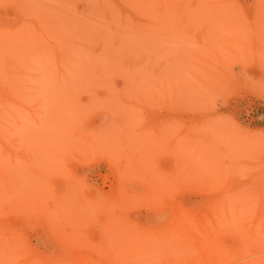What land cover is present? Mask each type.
I'll return each instance as SVG.
<instances>
[{"label":"rangeland","instance_id":"374dc122","mask_svg":"<svg viewBox=\"0 0 264 264\" xmlns=\"http://www.w3.org/2000/svg\"><path fill=\"white\" fill-rule=\"evenodd\" d=\"M0 111V264L264 260V0H0Z\"/></svg>","mask_w":264,"mask_h":264},{"label":"bare ground","instance_id":"6f19581e","mask_svg":"<svg viewBox=\"0 0 264 264\" xmlns=\"http://www.w3.org/2000/svg\"><path fill=\"white\" fill-rule=\"evenodd\" d=\"M224 5H225V4H224ZM260 9H261V8H260ZM227 12H228V11H226V14H227ZM220 14H221V13H220ZM220 14L218 13V15H220ZM228 14H229V13H228ZM228 14H227V15H228ZM229 15H230V14H229ZM46 35H47V32H46ZM59 57H60V56H59ZM64 57H65V56H64ZM62 58H63V57H62ZM60 61H61V60H60ZM97 70H98V68H97ZM72 74H73V73H72ZM64 76H65V75H64ZM62 78H63V76H62ZM65 78H66V77H65ZM69 81H70V80H68L67 82H69ZM201 84H202V83H201ZM65 87H66V86H65ZM68 87H69V86H68ZM70 89H71V88H70ZM7 99H8L7 101H9V103H11L12 105L18 106L19 108L28 109V108H27V105L24 104L25 102H23V100H22V101H19V100L13 98V96H9V97H7ZM1 110H2V109H1ZM4 111H5V110H4ZM0 112H1V111H0ZM2 112H3V111H2ZM2 112H1V113H2ZM1 115H3V114H1ZM0 117H1V116H0ZM1 118H2V117H1ZM63 121H64V120H63ZM5 129H6V128H5ZM0 130H1V129H0ZM2 133H3V131H2ZM4 135H5V134L3 133V138H4V139H3V138L1 137V134H0V146L3 148L2 150L4 151V153H6V154L2 153V157H3V154H4V155H9V156L11 157V153L13 154V151H12V150H9V146H8L5 142L3 143V141H5V136H4ZM6 138H8V137H6ZM2 139H3V141H2ZM8 140H9V139H8ZM66 140H67V139H66ZM191 142H192V141H191ZM50 145H51V144H50ZM1 147H0V148H1ZM52 147H53V146H52ZM193 147H194V146H193ZM53 148H54V147H53ZM193 149H194V148H193ZM2 150H1L0 152H2ZM53 152H56V153L58 154L57 151H54V150H53ZM49 154H50V153H49ZM15 155H16V154H15ZM0 156H1V153H0ZM49 156H50V155H49ZM5 157H8V156H5ZM5 157H3V158H5ZM15 157H16V156H15ZM51 157H52V156H51ZM16 158H17V157H16ZM59 158H60V157H59ZM13 159H14V158H13ZM137 160H138V159H137ZM10 162H12V161H10ZM143 162H145V161H143ZM15 163H16V162H15ZM50 165H51V163L49 164V166H50ZM1 167H2V166H1ZM0 169H1V168H0ZM5 170H6V169H5ZM10 170H11V169H10ZM0 171H1V173H3V172H2L3 169L0 170ZM5 172H6V171H5ZM6 173H7V172H6ZM6 173H5V174H6ZM9 173H10V172H9ZM11 174H12V173H11ZM2 175H3V174H2ZM0 177H1V175H0ZM2 177H3V176H2ZM2 177H1V178H2ZM6 177H7V176H6ZM4 178H5V177H4ZM4 178H3V179H4ZM10 178H12V177H10ZM5 179H6V178H5ZM5 179H4V180H5ZM0 181H3V180H0ZM5 181H6V180H5ZM9 183H10V182H9ZM4 184H5V182H4ZM7 184H8V182H7ZM7 184H6V185H7ZM152 184H153V182H152ZM9 185H11V184H8V186H9ZM154 185H155V184H154ZM2 186H3V185H2ZM4 187H5V186H4ZM69 187H70V186H69ZM1 188H2V187H1ZM9 188H10V187H9ZM11 188H12V187H11ZM75 188H76V187H75ZM149 188H151V186H149ZM155 188H156V187H155ZM160 188H162V187H160ZM13 189H14V188H13ZM147 190H148V189H147ZM74 191H75V190H74ZM151 191H155V190H151ZM128 192H129V191H128ZM144 192H145V194H146V191H144ZM160 192H161V191H160ZM162 192H163V191H162ZM120 193H122V192H120ZM120 193H118V194H120ZM123 193H125V192L123 191ZM116 194H117V193H116ZM116 194H115V195H116ZM128 194H129V195H130V194L134 195L135 193H128ZM161 194H162V193H161ZM254 194H255V193H254ZM135 195H136V194H135ZM162 195H163V194H162ZM262 195H263V194H262ZM118 196H122V195H118ZM146 196H147V195H146ZM148 196H149V195H148ZM152 196H153V195H152ZM246 196H247V195H246ZM249 196H250V195H249ZM4 197H5V196H4ZM116 197H117V195H116ZM124 197H125V196H124ZM139 197H140V196H139ZM247 197H248V196H247ZM260 197H262V196H260ZM121 198H122V197H120V199H121ZM145 198H146V197H145ZM149 198H151V197L149 196ZM263 198H264V197H263ZM2 199H3V198H2ZM4 199H5V198H4ZM12 199H13V198H12ZM14 199H15V198H14ZM115 199H116V198H115ZM120 199H119V201H120ZM122 199H123V198H122ZM122 199H121V200H122ZM142 199H143V198H142ZM153 199H154V198H153ZM242 199H243V198H242ZM248 199L250 200V198H247V201H248ZM17 200H18V199H17ZM263 200H264V199H263ZM7 201H9V200H7ZM19 201L21 202V200H19ZM19 201H17V202H19ZM241 201H242V200H241ZM241 201H240L239 203H236L235 205H236V206L238 205V207H239V204L241 203ZM247 201H246V202H247ZM261 201H262V200H261ZM0 202L2 203V201H0ZM5 202H6V201H5ZM122 202H123V201H122ZM236 202H237V201H236ZM246 202H245V203L243 202V204L241 203L242 206H243L244 204H245V205H244L243 207H241V205H240L241 208H240V207H239V208H240V210L242 211V213H240L241 211H239L238 214H243V213H244L243 210L246 211V210L248 209V210H247L248 212L246 211V212H247V213H246V216H243V217H246V218H247V214L250 213L249 210L252 211V209H251V207H250L249 205L246 206ZM263 202H264V201H263ZM3 203H4V202H3ZM228 203H229V202H228ZM250 203H251V201H250ZM10 204H11V203H10ZM10 204H9V206H10ZM247 204H248V203H247ZM256 204H257V203H256ZM262 204H263V203H261V205H262ZM118 205H119V204H118ZM235 205H234V206H235ZM16 206H17V205H16ZM18 206H19V204H18ZM120 206H121V205H120ZM223 206H224V205H223ZM236 206H235V207H236ZM1 207H2V206H1ZM1 207H0V208H1ZM7 207H8V206H7ZM23 207H24V206H23ZM123 207H124V205H123ZM232 207H233V206H232ZM245 207H249V208H245ZM261 207H262V206H261ZM8 208H9V207H8ZM175 208H176V207H175ZM216 208H217V207H216ZM236 208H237V207H236ZM239 208H238V210H239ZM242 208H243V209H242ZM244 208H245V209H244ZM262 208H263V207H262ZM212 209H213V207H212ZM223 209H224V208H223ZM227 209H228V208H227ZM263 209H264V208H263ZM263 209H261V210L263 211ZM23 210H24V208H23ZM254 211H255V209H254ZM259 211H260V210H259ZM183 212H184V211H183ZM212 212H213V210H212ZM214 212H215V211H214ZM220 212H221V211H220ZM224 212H226V211H224ZM263 212H264V211H263ZM181 213H182V212H180V214H181ZM185 213H186V212H185ZM251 213H252V212H251ZM262 214H263V213H262ZM110 215H111V214H110ZM117 215H118V214H117ZM170 215H171V214H170ZM182 215H183V216H182ZM182 215H178V216L176 215L178 218L175 220L176 222L173 221V222L176 224L177 227L173 226V228H176V229H175L176 234H174L175 236H172V237H176V238H177V237H178V236H177V235H178L177 232H178L179 234H180V233H184V236H185V235L188 236V234H189L188 231L192 230V229H190V227H188L190 230L187 228L188 231H186V227H187L188 224L186 225V227H185V224H186V222H187V220H188V217H187L186 214H185L186 216H185L184 214H182ZM190 215H191V214H190ZM202 215H203V214H202ZM214 215H215V214H214ZM218 215H219V214H218ZM258 215H259V214H258ZM258 215H257V216H258ZM19 216H20V215H19ZM29 216H30V215H27V218H28ZM172 216H173V215H172ZM172 216H171V218H172ZM193 216H194V214H193ZM216 216H217V215H216ZM238 216H239V215H238ZM24 217H26V215H25ZM30 217H32V216H30ZM105 217H107V215H106ZM111 217H112V216H111ZM116 217H117V216H116ZM119 217H120V216H119ZM169 217H170V216H169ZM200 217H201V216H200ZM240 217H241V216H239V218H240ZM248 217H249V216H248ZM261 217H263V218H261ZM261 217L259 218V221L262 219L261 221H263L262 223H264V214L261 215ZM18 218H19V217H18ZM20 218H21V217H20ZM20 218H19V219H20ZM27 218H26V219H27ZM50 218H51V217H50ZM98 218H99V217H98ZM109 218H110V217H109ZM114 218H115V217H114ZM171 218H170V219H171ZM202 218H203V217H202ZM216 218H217V217H216ZM231 218H232V217H231ZM256 218H257V217H256ZM102 219H103V218H102ZM111 219H113V218H111ZM116 219H118V218H116ZM120 219H123V218H120ZM178 219H179V222L177 221ZM196 219H197V218H196ZM196 219H195V220H196ZM214 219H215V218H214ZM227 219L229 220V217H228ZM244 219H245V218H244ZM244 219H243V220H244ZM47 220H48V218H47ZM49 220H50V219H49ZM53 220H54V219H53ZM103 220H104V219H103ZM113 220H114V219H113ZM172 220H174V218H172ZM191 220H192L193 227H194V228L197 227V226H195V220L193 221V219H190V221H191ZM203 220H204V219H203ZM237 220H238V219H237ZM245 220H247V219H245ZM245 220H244V221H245ZM250 220H251V219H250ZM250 220H249V222L246 221V222L249 223V225H250V223H252V222H250ZM54 221H55V220H54ZM85 221H86V219H85ZM115 221H116V220H115ZM115 221H112V222H115ZM164 221H165V220H164ZM196 221H197V222L200 221V222H198V223H201V224H202V223H205V221H204V222H201V219H200V220H196ZM226 221H227V220H226ZM257 221H258V220H257ZM261 221L259 222V224H255V226H253V227H255V229H257V228L259 227ZM28 222H29V221H28ZM43 222H44V221H43ZM47 222H48V221H47ZM49 222H50V221H49ZM109 222H110V221H109ZM127 222H128V221H127ZM173 222H172V223H173ZM193 222H194V223H193ZM227 222H228V221H227ZM254 222H256V221H254ZM54 223H55V222H54ZM84 223H85V222H84ZM99 223H101V222H99ZM118 223H119V222H118ZM162 223H164V222H162ZM174 223H173V224H174ZM262 223H261V224H262ZM21 224H22V223H21ZM61 224H62V223H61ZM69 224H70V223H69ZM116 224H117V223H116ZM125 224H126V222H125ZM125 224H124V225H125ZM166 224H167V223H166ZM170 224H171V223H170ZM175 224H174V225H175ZM196 224H197V223H196ZM201 224H200V225H201ZM205 224H206V223H205ZM220 224H221V223H220ZM243 224H245V223H243ZM243 224H242V225H243ZM252 224H254V223H252ZM47 225H49V224L47 223ZM65 225H66V224H65ZM95 225H96V224H95ZM113 225H114V223H113ZM126 225H129V224L127 223ZM131 225H134V224L132 223V224H130V226H131ZM160 225H161V224H160ZM206 225H207V224H206ZM206 225H205V226H206ZM218 225H219V224H218ZM221 225H222V224H221ZM228 225H229V223H228ZM247 225H248V224H247ZM249 225H248V226H249ZM256 225H257V226H256ZM61 226H62V225H61ZM78 226H79V225H78ZM102 226H103V225H102ZM130 226H129V227H130ZM134 226H135V225H134ZM162 226H164V225H162ZM188 226H189V225H188ZM203 226H204V224H203ZM205 226H204V227H205ZM224 226H225V225H224ZM238 226H239V225H238ZM240 226H241V225H240ZM17 227H18V226H17ZM59 227H60V226H59ZM59 227H54V228H59ZM72 227H73V226H72ZM99 227H100V225H99ZM105 227L107 228V225H105ZM113 227H114V226H113ZM214 227H215V225H213V228H214ZM217 227H218V226H216V228H214V231H215V229H217ZM246 227H247V226H246ZM249 227H252V225H250ZM256 227H257V228H256ZM66 228H67V227H66ZM68 228H69V226H68ZM74 228H75V227H74ZM80 228H81V227H80ZM100 228H101V227H100ZM109 228H111V227H109ZM126 228H127V227H126ZM131 228H132V229H131ZM131 228H129V229H131V231H132V230H133V227L131 226ZM162 228H163V227H162ZM170 228H171V227L169 226V230H170V231L174 230V229H172V228H171V229H172V230H171ZM201 228H203L202 225H201ZM229 228H230V227H229ZM236 228H238V227H236ZM241 228H242V227H241ZM62 229H63V227H62ZM62 229H58V230H62ZM94 229H95V228H94ZM111 229H112V228H111ZM124 229H125V228H124ZM129 229H128V230H129ZM159 229H160V228H159ZM159 229H158V231H159ZM164 229H165V228H164ZM166 229H167V228H166ZM197 229H198L199 231L196 230V228H195V232H196L197 234H198V232H199V235H200V233H201L202 230L199 229L198 227H197ZM204 229H205V228H204ZM206 229H207V228H206ZM219 229H220V227H218V230H216V231H219V232L215 233L216 235L220 233L221 230H219ZM221 229H223V228H221ZM246 229H247V228H246ZM252 229H253V233H255V232H254L255 229H254V228H250L251 231H252ZM125 230H126V229H125ZM125 230H124V231H125ZM160 230H161V229H160ZM200 230H201V231H200ZM17 231H18V230H17ZM17 231H16V232H17ZM54 231H55V230H54ZM54 231H53V232H54ZM65 231H66V230H65ZM77 231H78V229H77ZM113 231H114V230H112V232H113ZM124 231H123V232H124ZM131 231H129V232L132 233ZM163 231H165V230H163ZM170 231H169V232H170ZM197 231H198V232H197ZM227 231H228V230H227ZM232 231H233V230H232ZM12 232H13V231H12ZM53 232H52V233H53ZM67 232H68V231H67ZM67 232H66V233H67ZM71 232L73 233L72 230H71ZM159 232H160V231H159ZM192 232H193V231H192ZM223 232H226V231H223ZM237 232H238V230H237ZM13 233H14V232H13ZM17 233H18L17 235H19V232H17ZM68 233L70 234V232H68ZM99 233H100V232H99ZM127 233H128V232H126V234H127ZM135 233H136V230L134 229V234H133V235H135ZM149 233H150V232H149V229H148V235H149ZM163 233H164V234H163ZM166 233H167V231H166ZM170 233H171V232H170ZM173 233H174V231L171 233V235H172ZM196 233H194L195 237L193 236V237H194L193 239L196 238V235H197ZM207 233H208V232H207ZM207 233H206V234H207ZM229 233H230V231H229ZM231 233H232V232H231ZM231 233H230V234H231ZM251 233H252V232H251ZM263 233H264V231L262 232V234H263ZM21 234H22V232H21ZM75 234H76V233H75ZM79 234H81V233H79ZM101 234H102V233H101ZM103 234H104V233H103ZM103 234H102V235H103ZM106 234H107V232H106ZM106 234H105V235H106ZM139 234H140V233H139ZM139 234H136V236H137V235L139 236ZM156 234H157V233H156ZM160 234H161V233H160ZM160 234H158V235H160ZM162 234H163V235H161L162 237H163V236H166L165 232H162ZM215 234H213V235L215 236ZM227 234H228V233H227ZM237 234L239 235V233H237ZM17 235L15 236V238L17 237ZM50 235H51V234H50ZM70 235H71V234H70ZM109 235H111V234L109 233ZM122 235H123V234H122ZM145 235H147V234L145 233ZM158 235H157V236H158ZM171 235H169V240H170V241H171V239H170V238H171ZM202 235H203V234H202ZM204 235H205V234H204ZM204 235H203V236H204ZM263 235H264V234H263ZM263 235H262V236H263ZM66 236H67V235H66ZM79 236H82V235H79ZM83 236H84V235H83ZM83 236H82V238H83ZM124 236H125V235H124ZM124 236H123V237H124ZM138 236H137V237H138ZM140 236H143L142 233L140 234ZM140 236L138 237L139 239H140ZM151 236H152V235H151ZM184 236H183V237H184ZM200 236H201V235H200ZM203 236H201V237L203 238ZM205 236H207V235H205ZM205 236H204V237H205ZM214 236H213V237H214ZM222 236H223V235H222ZM18 237H21V236H18ZM54 237H55V236H54ZM107 237H108V236H107ZM110 237H111V236H110ZM130 237H131V236H130V234H129V238H130ZM143 237H144V236H143ZM189 237H190V236H189ZM197 237H199V236H197ZM227 237H230V236H227ZM236 237H237V236H236ZM236 237H235V238H236ZM242 237H243V236H242ZM115 238H117V237H115ZM132 238H133V237H132ZM141 238H142V237H141ZM147 238H148V236H147ZM152 238H153V237H152ZM179 238H180V235H179ZM230 238H234V237H230ZM235 238H234V240H235ZM240 238H241V236H240ZM253 238H254V237H253ZM262 238H263V241H264V236H263ZM10 239H11V238H10ZM17 239H19V238H17ZM69 239H71V238H69ZM69 239H66V241L69 240ZM80 239H81V237H80ZM84 239H85V237H84ZM99 239H100V238H99ZM108 239H109V238H108ZM118 239H119V238H118ZM130 239H131V238H130ZM130 239H129V240H130ZM150 239H151V237H150ZM155 239H157V237H156ZM172 239H173V238H172ZM177 239H178V238H177ZM177 239H176V241H177ZM181 239H183V238H181ZM189 239H190V238H189ZM189 239H187V240H189ZM191 239H192V238H191ZM193 239H192L191 241H193ZM203 239H205V238H203ZM203 239H202V240H203ZM207 239H208V237H207ZM207 239H206V240H207ZM255 239H256V238H255ZM255 239H254V240H255ZM19 240L21 241V239H19ZM82 240H83V239H82ZM82 240H81V241H82ZM97 240H98V239H97ZM101 240H104V239H101ZM105 240H106V239H105ZM123 240H124V238H123ZM135 240H137V239H135ZM142 240H144V238H143ZM142 240H141V243H140V244H143V243H144V241H142ZM146 240L148 241V239L145 238V241H146ZM152 240L155 241V244L158 243L159 246H160V244L163 242V241H162V242L160 241V243H159V240H158V241H156V240H154V239H152ZM160 240H162V239H160ZM164 240H165V239H164ZM167 240H168V239H167ZM169 240H168V241H165V243H167V244L170 243V244H171V243H173V240H174V239L172 240V242H170ZM187 240H186V241H187ZM195 240H196V239H195ZM231 240H232V239H231ZM245 240H246V239H245ZM249 240H250V239H249ZM254 240L252 239V241H250V242H254ZM11 241H12V240H11ZM56 241H57V240H56ZM76 241H77V240L75 239L74 242H76ZM78 241H80V240H78ZM109 241H110V240H109ZM117 241H118V240H117ZM126 241H127V240H126ZM131 241H132V240H131ZM131 241H130V242H131ZM137 241H138V240H137ZM139 241H140V240H139ZM139 241H138V242H139ZM147 241H146V243H147ZM153 241H151V243H152ZM178 241L181 242V240H179V239H178ZM197 241H198V240H197ZM197 241H196V242H197ZM214 241H216L215 238H214ZM235 241H239V240L236 239ZM235 241H234V242H235ZM263 241H262V242H263ZM70 242H72V241L70 240ZM115 242H116V240H115ZM122 242H123V241H122ZM133 242H134V241H133ZM142 242H143V243H142ZM149 242H150V240H149ZM174 242H175V241H174ZM203 242H204V241H203ZM203 242H202V243H203ZM217 242H218V241H217ZM227 242H228V241H227ZM234 242H233V244H234ZM239 242H240V241H239ZM243 242H244V240H243ZM245 242H246V241H245ZM255 242H256V240H255ZM255 242H254V244H255ZM64 243H65V242H64ZM68 243H69V242H68ZM68 243H67V244H68ZM86 243H87V242H85V244H86ZM131 243H132V242H131ZM131 243H130V244H131ZM134 243H135V242H134ZM146 243H145V244H146ZM165 243L163 242L162 246H163V245L166 246ZM176 243H178L179 246H180V245H182V246L185 245V244H183L182 242H181V243L176 242ZM176 243H175V244H176ZM184 243H185V241H184ZM188 243H189V241H188ZM188 243L186 242V245H187V246H185V247H183V248H186V247L189 248L190 245H192L193 242H192V243H189V244H188ZM194 243H195V242H194ZM198 243L200 244V242H198ZM198 243H197V244H198ZM205 243H207V245H208V240H207V242L205 241ZM18 244H19V243H18ZM59 244H60V243H59ZM78 244H79V243H78ZM108 244H109V243H108ZM113 244H117V243H113ZM130 244H128V245L130 246ZM145 244H144V245H145ZM149 244H150V243H149ZM153 244H154V242H153ZM153 244H152V246L155 245V244H154V245H153ZM170 244H168V245H169V246H168L169 249H170ZM178 244H176V246H177ZM214 244H216V246H217V243H214ZM256 244L258 245V243H256ZM13 245H14V244H13ZM64 245H66V243H65V244H62V246H64ZM70 245H71V243H70ZM73 245H75V244H73ZM118 245H119V244H118ZM136 245H138V244L136 243ZM136 245H135V246H136ZM144 245H143V246H144ZM188 245H189V246H188ZM194 245H195V244H194ZM203 245H206V244L203 243ZM243 245L246 246V245H248V243H246V244L244 243V244H242L241 246H243ZM262 245H263V247H264V244H263V243H262ZM14 246L16 247V244H15ZM62 246H61V247H62ZM67 246H68V247H66V249L69 248V245H67ZM83 246H84V245H83ZM87 246H88V245H87ZM107 246H108V245H107ZM119 246H120V245H119ZM119 246H118V247H119ZM141 246H142V245H141ZM148 246H149V245H148ZM148 246H147V247H148ZM155 246L159 247L158 245H155ZM165 246H163L164 249H166ZM174 246H175V245H173V247H172V244H171V249L174 248ZM176 246H175V249H177ZM182 246H180V247H181V250H183V249H182ZM208 246L212 247V245H208ZM213 246H214V245H213ZM241 246L239 245V247H241ZM244 246H243V248H245ZM250 246H253V247H252L253 249H252V248L250 249ZM104 247H105V245H104ZM108 247H109V246H108ZM116 247H117V246H116ZM120 247H122V246H120ZM131 247H132V246H131ZM131 247H130V248H131ZM145 247H146V246L143 247V251H144ZM147 247H146V248H147ZM157 247H156V248H157ZM180 247H179V248H180ZM191 247H192V246H191ZM196 247H197V250H196V251H191V250H194L193 247H192V249H191L190 251H187V252L185 251L186 253H185L184 251H183V252L181 251V253H183V255L186 256V261H188V260H187L188 256H189V258H190V257H193V256H191V255H192V254L194 255V253H200V254H201V253H205V254L208 255L207 257H209V258H210V257L212 258V257L215 255V253H216V252H213V250H212L214 247H213L212 249L210 248L211 250L209 249V250H205V251L203 250L204 248L201 249V250H199L200 247H198V246H196ZM204 247L207 248V246H204ZM218 247H220V246H218ZM218 247H217V248H218ZM226 247L228 248V245H226ZM239 247H238V248H239ZM254 247H256V245L254 246L253 244L249 245V247L246 246V249L248 250V253L250 252V250H253V251H254V250L256 249V248H254ZM18 248L20 249V247H18ZM64 248H65V247H64ZM74 248H75V247H74ZM76 248H77V245H76ZM76 248H75V249H76ZM102 248H103V247H102ZM137 248H138V247H137ZM238 248H235V249H238ZM243 248L241 247L240 249L243 250ZM248 248H249V249H248ZM19 249H18V250H19ZM21 249H22V248H21ZM21 249H20V251H21ZM61 249H62V248H61ZM61 249H60V250H61ZM69 249H71V248H69ZM85 249H86V248H85ZM93 249H94V248H93ZM118 249H120V248H118ZM148 249H150V248H148ZM218 249H220V248H218ZM221 249H222V247H221ZM221 249H220V251L223 252L224 249H223V250H221ZM232 249H233V248H232ZM257 249H260V250H261L260 247L257 248ZM16 250H17V249H16ZM71 250H72V249H71ZM86 250H87V249H86ZM90 250H91V248L89 249V252H90ZM114 250H115V249H114ZM121 250H122V249H121ZM126 250H127V249H126ZM150 250H151V249H150ZM150 250H146V252H147V251H150ZM159 250H160V252H161V250H162V249H161V246H160V249H158L157 252H159ZM214 250H215V249H214ZM225 250L228 251L227 249H225ZM229 250H230V248H229ZM238 250H239V249H238ZM247 250H246V251H247ZM72 251H73V250H72ZM84 251H85V250H84ZM87 251H88V250H87ZM91 251H92V250H91ZM103 251H104V250H103ZM115 251H116V250H115ZM153 251H154V250H153ZM162 251H163V250H162ZM166 251H167V250H166ZM175 251L177 252V254L174 255L175 258L172 257V256H170V257H172V261H174V259H175L174 262L177 263V264H179L178 261H177V259H179V258L181 257V258L179 259V261H180V263H181V262L183 263L182 258L185 257V256H183V255L180 256V255H179V254H180V253H179V252H180V249H179V252H178L177 250H175ZM240 251H241V250H240ZM240 251H237V252H240ZM243 251H245V249H244ZM257 251H259V250H257ZM257 251H256V252H257ZM66 252H67V250H66ZM70 252H71V251H70ZM78 252H79V251H78ZM85 252H86V251H85ZM116 252H117V251H116ZM126 252H127V251H126ZM160 252H159V253H160ZM218 252H219V251H218ZM218 252H217V253H218ZM91 253H92V252H91ZM120 253H121V252H120ZM129 253H131V252L129 251ZM129 253H128L127 255H129V259H130V254H129ZM132 253H133V252H132ZM144 253H145V252H144ZM178 253H179V254H178ZM213 253H214V254H213ZM223 253H225V251H224ZM244 253H246V252H243V254H244ZM248 253H246V254L249 255L250 258H251V255L248 254ZM250 253H251V252H250ZM252 253H253V252H252ZM86 254H88V253H86ZM93 254H94V252H93ZM93 254H92V255H93ZM105 254H106V253H105ZM134 254H136V253H134ZM148 254H151V253L148 252ZM148 254L146 255V253H145V254H144V257L142 256V254H139V255H141V260H142V258L145 259V258H148V257H151V256L154 255V253H153V255H152V254H151V255H148ZM172 254H173V253H172ZM239 254H240V256L238 257L239 260L242 259V258H244V257L246 256V254H245V255L242 257L241 253H239ZM239 254H238V255H239ZM255 254H256V253H255ZM58 255H59V254H58ZM65 255H66V254H65ZM88 255H89V254H88ZM100 255H102V254H100ZM119 255H120V254H119ZM145 255H146V256H145ZM161 255H162V254H161ZM211 255H213V256H211ZM59 256H60V255H59ZM106 256H107V255H106ZM117 256H118V255H117ZM121 256H122V255H121ZM133 256H134V255H133ZM147 256H148V257H147ZM167 256H168V255H167ZM176 256H180V257H177V258H176ZM195 256H196V255H195ZM201 256H203V255H201ZM236 256H237V254L235 253V254H234V258H235ZM64 257H65V256H64ZM78 257H79V256H78ZM93 257H94V256H93ZM139 257H140V256H138V258H139ZM153 257H154V256H153ZM164 257H165L164 259H166V253H165V256H164ZM205 257H206V255H205ZM205 257H204V259H205ZM218 257H219V255H218ZM218 257H217V259H216V260H217V263L219 262L218 260H220V262H221V259H218ZM228 257H229V255L227 254V257L225 258V261H226V259H228ZM241 257H242V258H241ZM246 257H247V256H246ZM246 257H245V258H246ZM257 257H258V255L256 256V258H257ZM261 257H262V256H261ZM58 258H59V257H58ZM85 258H86V257H85ZM85 258H84V259H85ZM90 258H91V257H90ZM103 258H104V257H103ZM127 258H128V257H127ZM127 258H126V259H127ZM138 258H137V260L140 259V258H139V259H138ZM173 258H174V259H173ZM196 258H197V257H196ZM219 258H220V257H219ZM230 258H233L232 255L230 256ZM230 258H229V259H230ZM238 258L236 257V259H238ZM245 258H244V259H245ZM259 258H260V256H259ZM63 259H64V258H63ZM63 259H62V260H63ZM65 259H66V258H65ZM106 259H107V258H106ZM112 259H113V258H112ZM114 259H115V257H114ZM148 259H149V258H148ZM148 259H146V260L148 261ZM150 259H152V257H151ZM150 259H149V260H150ZM153 259H155V258H153ZM158 259H161V258L159 257ZM168 259H171V258H168ZM193 259H194V258H193ZM193 259L190 261L191 263H193ZM229 259H228V261H229V263H230L231 260H229ZM247 259H248V258H247ZM251 259H252V258H251ZM251 259H249V260H251ZM257 259H258V258H257ZM261 259H263V258H261ZM32 260H33V259H32ZM32 260H31V261H32ZM56 260H58V259H56ZM134 260H135V259H134ZM141 260H140V262H139V261H138V262L134 261V262H136V264H137V263L140 264V263H141ZM146 260L142 261V264H147V263H149V261H148V262H145ZM202 260H203V259H202ZM206 260H207V259H205V260H203V261H206ZM211 260H212V259H211ZM242 260H243V259H242ZM245 260H246V259H245ZM64 261H65V260H64ZM70 261H71V260H70ZM73 261H74V260H73ZM78 261H79V260H78ZM80 261H81V260H80ZM85 261H86V260H82V264H89V262H88V263H87V262L85 263ZM88 261H89V260H88ZM111 261H113V260H111ZM114 261H116V260H114ZM128 261H130V260H128ZM157 261H159V260H157ZM161 261H164V260H161ZM165 261H168V260L166 259ZM169 261H170V260H169ZM169 261H168V262H169ZM176 261H177V262H176ZM209 261H210V259H209ZM240 261H241V260H240ZM256 261H258V262L260 261V262L257 263V262H255V260H254V261H252V263L255 262V263H257V264H264V262H263L264 260L261 261V260L259 259V260H256ZM32 262H33V261H32ZM62 262H63V261H62ZM75 262H76V261H75ZM75 262H73V263L75 264ZM83 262H84V263H83ZM109 262H110V261H109ZM132 262H133V261H132ZM132 262H131V263H132ZM206 262H207V261H206ZM222 262H223V261H222ZM222 262H221V264H223ZM226 262H227V261H226ZM232 262H235V259H234V261H232ZM242 262H243V263H244V262H245V263H246V262L248 263V262H250V261H247V260L244 261V260H243ZM54 263H55V262H54ZM80 263H81V262H80ZM95 263H96V262H95ZM150 263H151V262H150ZM158 263H159V262H158ZM170 263H171V262H170ZM175 263H174V264H175ZM182 263H181V264H182ZM185 263H188V262H185ZM195 263H196V262H195ZM195 263H194V264H195ZM215 263H216V262H215ZM247 263H246V264H247ZM255 263H254V264H255ZM77 264H78V263H77ZM91 264H92V263H91ZM125 264H126V263H125ZM128 264H130V263H128ZM133 264H135V263H133ZM160 264H161V263H160ZM197 264H198V263H197ZM199 264H200V263H199ZM235 264H237V263H235ZM241 264H242V263H241Z\"/></svg>","mask_w":264,"mask_h":264}]
</instances>
